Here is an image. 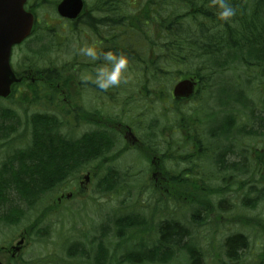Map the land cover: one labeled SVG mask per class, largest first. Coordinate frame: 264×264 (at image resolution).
Masks as SVG:
<instances>
[{
    "label": "rangeland",
    "instance_id": "374dc122",
    "mask_svg": "<svg viewBox=\"0 0 264 264\" xmlns=\"http://www.w3.org/2000/svg\"><path fill=\"white\" fill-rule=\"evenodd\" d=\"M30 1L39 23L29 40L14 50L12 65L18 73L31 69L37 83L31 85L27 80L8 99L0 100V112L10 111L12 117L7 132L0 135V170L14 154L31 145L34 115L54 117L52 128L56 127L60 140L64 136L75 141L104 132L112 148L106 154L109 163L98 169L100 160H84L86 165L61 185L38 195L18 223L6 224L0 218V249L16 245L25 236L17 258L12 260L0 251V261L153 264L149 258L157 246L158 225L168 221L178 223L188 236L177 243L185 246H175L165 264H190L189 250L200 254L203 264H264V130L255 134L259 112L255 117L249 114L264 109V67L255 68L246 50L243 56L234 52L228 56L224 46L218 54L220 46L209 45L212 35L227 33L228 28L239 32L242 24L235 17L226 23H211L197 14L199 4L190 8L170 1L176 15H187L184 26L193 30L187 20L194 24L192 40L211 38L208 52L199 46L195 59L178 64L163 63L160 58L156 62L161 63L162 72H156V77L144 71L145 64L129 63L125 81L104 91L84 77H94V68L105 62L102 58L92 61L78 54V49L89 44L98 51H112L102 44L110 48L109 40L124 28L139 34L140 24L151 19L152 11L144 10L148 0H84L86 10L95 11L93 29L60 22L53 8L57 0ZM239 1L243 6L249 3L248 14L260 2ZM113 3L122 9L114 13L108 7ZM169 5L164 2L159 7L166 24L163 32L156 22H148L146 35L154 43L176 33L179 38L188 37L166 20L173 10ZM119 12L124 15L122 21L127 17L122 26L104 24L105 19L118 18ZM212 15L219 18L217 8ZM236 16L241 17L238 10ZM202 25L210 31L200 33ZM235 44L231 40V46ZM148 49L152 50L150 43L142 44L141 55L146 57ZM156 56L160 55L156 53L153 59ZM193 73L203 80L196 79L192 99L174 100L173 86L192 78ZM217 96L225 103L231 98L230 104L226 107ZM201 111L200 118L195 116ZM118 124L122 129L129 127L143 147L128 146L121 132L108 127ZM224 147H230L226 154ZM153 156L160 158L162 171L170 179L158 182L156 192V177H151ZM86 174L91 175L87 184ZM107 181L112 184L104 190ZM67 193L73 197L53 204L56 197ZM135 216L138 219L129 226L119 224ZM234 236L241 238L242 248L229 252L227 239Z\"/></svg>",
    "mask_w": 264,
    "mask_h": 264
},
{
    "label": "trees",
    "instance_id": "16d2710c",
    "mask_svg": "<svg viewBox=\"0 0 264 264\" xmlns=\"http://www.w3.org/2000/svg\"><path fill=\"white\" fill-rule=\"evenodd\" d=\"M173 0H148L144 10H150L151 19L149 16H144L145 19L142 24H140L139 34L131 33L128 28L120 32L118 37V53L123 54L129 58H133L135 62L145 64L144 71L151 76L156 77V72H162L160 60L171 63H183L196 58V49L201 47V50L208 52L209 45L218 44L220 48L217 53L219 54L222 46L228 50V56L233 54L244 55L245 50L247 52L248 60L253 61L255 68L264 67V33L260 32V29L264 28V25L260 22V13L264 15V0L255 6L253 4L251 13L248 15L245 10L249 8L250 5L243 6L239 0H230V3L239 12L241 17L235 16V21L242 24L239 32L231 31L228 28L227 33L225 31L222 33H216L212 35V42L209 44V40H192L194 33V24L187 20L188 24L193 28L190 30L188 26H184L182 20L187 18V15H176L175 4L171 3ZM182 2L181 4L186 7L195 8L194 4H199L197 14L204 15L209 18L211 23L221 22L226 23V21L220 18L212 17V11L217 7L213 4L212 0H178ZM164 2L172 4L173 10L168 14L167 21L172 26H176L182 32V34H188V37L179 38L176 34L167 36L166 38H161L154 43V41L148 37L146 34L148 32L150 25L148 22H156L159 25V32H163L162 26L165 25V21L161 19V10L159 7ZM114 13L122 9L121 5L116 3L110 4L108 6ZM157 7V8H156ZM204 7H209V11H204ZM159 9V10H158ZM124 15L122 12L118 13V18L105 19L104 24L110 27L122 26L127 17L122 21ZM195 17V21H196ZM233 21L234 19L231 18ZM123 22V23H122ZM252 22V23H251ZM146 23L149 25L146 26ZM170 25V27H171ZM172 28V27H171ZM204 28V25L200 26L199 32L206 33L209 32V28ZM143 37V38H142ZM168 38V39H167ZM231 40L235 41L236 44L231 46ZM111 46H113L114 38L109 40ZM152 45V50L145 56L138 52V49L142 44ZM209 44V45H207ZM223 44V45H221ZM115 49V48H114ZM158 53L160 56H156ZM166 56L167 58H164ZM233 56V55H232ZM241 56V58H242ZM228 58V57H227ZM216 60L215 58L212 61ZM228 63V61H225ZM232 63V62H231ZM230 64V62H229ZM223 67V66H222ZM193 75V76H192ZM191 76L193 79H198L202 81L203 78L198 73H193ZM47 81H52L49 76H47ZM15 88H13V91ZM37 100V97H35ZM248 109V106H247ZM10 111L3 110L0 112V135L5 134L8 129V124L12 117L8 114ZM256 131L255 134L264 130V109L259 111L250 110L249 114L255 117ZM9 122V123H8ZM56 122L54 117L47 116H36L32 117L31 129H32V140L31 145L25 147L23 151L17 152L13 157L9 159L0 170V218L1 222L6 224H16L19 220L26 216L27 210L30 211L33 207L35 199L40 194H44L51 191L54 187L61 185L67 178H69L76 170L80 169L84 165V160H94L98 159L102 164L107 163L106 154L112 147H106L110 143L108 137L105 134H96L94 136L84 137L79 140H71L64 137L60 140L57 138L59 135L57 133L56 127L52 128V124ZM254 133V132H253ZM225 165L224 163H222ZM102 165L99 168H101ZM116 179V178H115ZM111 180H114L113 178ZM107 186L104 188L109 189L111 187V182L107 181L105 183ZM156 192V188H153ZM18 204H22L19 208ZM138 219L135 217H127L126 219H121V225H128L135 222ZM22 220V219H21ZM157 234L159 236L157 241V246H155L151 251L149 260L153 264H165L170 261L173 256L174 247H184L185 245H179L180 241L186 239L188 234L182 227L176 222H163L158 225ZM241 238L239 236H234L227 239V245L229 252L237 248L238 251L242 248L239 246ZM190 264H203L202 257L200 254H196L193 250H189ZM228 252V253H229ZM160 256V257H159ZM236 256V254L234 255ZM149 257V256H148Z\"/></svg>",
    "mask_w": 264,
    "mask_h": 264
},
{
    "label": "water",
    "instance_id": "95a60500",
    "mask_svg": "<svg viewBox=\"0 0 264 264\" xmlns=\"http://www.w3.org/2000/svg\"><path fill=\"white\" fill-rule=\"evenodd\" d=\"M25 2L0 0V98L8 97L12 85L21 81L11 69L10 56L12 47L21 44L30 35L33 26L32 15L23 9ZM81 9V0H63L58 6V13L62 17L74 19ZM193 92L194 83L190 80L180 81L173 88V96L178 100L190 98ZM84 180L86 183L89 181L88 175Z\"/></svg>",
    "mask_w": 264,
    "mask_h": 264
},
{
    "label": "clouds",
    "instance_id": "9594fccd",
    "mask_svg": "<svg viewBox=\"0 0 264 264\" xmlns=\"http://www.w3.org/2000/svg\"><path fill=\"white\" fill-rule=\"evenodd\" d=\"M218 9V16L223 21H230L237 14V9L233 7L230 0H212ZM78 54L90 58L92 61L100 60L105 63L94 68V77L85 76L84 79H93L95 85L104 91L118 87L125 81V74L128 71L129 61L127 56L117 55L112 51H98L95 45L84 44L78 49Z\"/></svg>",
    "mask_w": 264,
    "mask_h": 264
},
{
    "label": "flooded vegetation",
    "instance_id": "af4514ba",
    "mask_svg": "<svg viewBox=\"0 0 264 264\" xmlns=\"http://www.w3.org/2000/svg\"><path fill=\"white\" fill-rule=\"evenodd\" d=\"M59 1L60 0L56 1V3L53 4V8L55 10L54 14L56 15V18L60 22H64V23L70 24L71 27H73L74 25H77V24H81V25H83L82 27H84L86 29H93L91 26L95 22H97V20L93 17L94 14H95V11H93V10L92 11L91 10L87 11L86 10V7H84L83 8V11L80 14V16L77 19H75L74 21L64 20V19H61V18H59L57 16L56 9H57V6L59 4ZM25 9L28 12H30V13L33 14V16L35 17V21L39 22V20L37 18V11H36V9L33 8V5H32V3H31L30 0L27 1L26 6H25ZM23 74H24L25 80L31 81V78H30L31 76L34 77V80H36V75L35 74L30 75L28 71L23 72ZM100 125H102V122L100 123ZM119 125L120 124H118L117 126L111 125V126H108V127H111L113 129H116L119 132H121L122 135H123V139H124V141H126V143L128 144V146H130V147H143L142 144H141V142L138 139L136 141H134V139L131 136L129 137L127 135V128L122 129V128L119 127ZM96 134H105L108 137L109 141H110V136L107 135L106 133H104V132H98ZM110 146H112L111 141H110L109 144L106 145V147H110ZM154 159H156V158H154ZM150 165L152 166L151 177H154V178L155 177L156 178L159 177V179H160V180H158L156 178L154 179L156 181L155 184H154V186H156L158 182L160 183V181L161 182L162 181H165V183H168V180H170V179H167L166 178L165 172L162 171V168L160 167L159 162L157 160L156 161L151 160ZM63 198H66V196H63L62 195L60 198L56 199V202L61 203V199H63Z\"/></svg>",
    "mask_w": 264,
    "mask_h": 264
}]
</instances>
